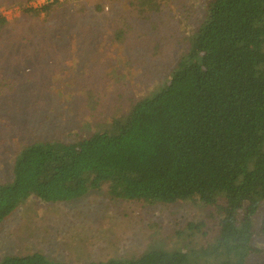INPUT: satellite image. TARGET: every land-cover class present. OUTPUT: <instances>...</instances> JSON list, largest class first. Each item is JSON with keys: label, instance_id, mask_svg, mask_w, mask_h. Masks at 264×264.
<instances>
[{"label": "trees", "instance_id": "obj_1", "mask_svg": "<svg viewBox=\"0 0 264 264\" xmlns=\"http://www.w3.org/2000/svg\"><path fill=\"white\" fill-rule=\"evenodd\" d=\"M29 1L0 0V8L19 7L14 19H38L46 32L78 33L77 44L61 34L52 38L67 43L66 58L84 66L104 40L115 44L131 35L125 2L139 13L162 14L173 0H96L98 16L86 15L92 0H47L37 8L28 7ZM105 1L111 5L108 12ZM197 1L199 9L205 7L203 17L194 28L190 14L180 10L186 33L180 43L189 44L175 52L149 96L116 90L119 97L125 93L123 107L82 122L83 134L71 129L66 138H38L20 147L10 163L11 180L0 184V223L31 199L67 203L107 186L111 196L151 206L192 200L208 210L210 224L190 221L176 238L166 237L164 246L152 240L135 259L89 264H263L264 0ZM176 2L182 6V0ZM73 7L84 15L82 25H51ZM12 23L1 10L0 38ZM159 26L155 22L153 29ZM95 31L104 34L93 42L88 37ZM131 47L126 64L138 55L137 71L154 79V72L147 73L154 60L144 65L142 49L132 52ZM85 96L87 107L96 110L101 102L96 93L88 89ZM0 264L68 263L33 252L5 256Z\"/></svg>", "mask_w": 264, "mask_h": 264}, {"label": "rangeland", "instance_id": "obj_2", "mask_svg": "<svg viewBox=\"0 0 264 264\" xmlns=\"http://www.w3.org/2000/svg\"><path fill=\"white\" fill-rule=\"evenodd\" d=\"M92 1L86 15L98 16L94 9L97 1ZM173 1L167 3L166 12L162 14L139 13L125 2V22L131 27V35L128 33L115 44H111L110 39L104 40L98 48L101 51L84 66L76 64L78 59L66 58L67 43L61 44L52 38L54 34H61L77 44L78 33L68 37L70 32L65 28L55 33L46 32L42 26L38 27V19H14L18 12L0 8L13 22L0 38V84L3 85L0 86V184L11 180L10 163L28 141L66 138L64 134H69L71 129L83 134L82 122L96 114H113L123 107L127 100L125 93L119 97L116 90L129 88L142 97L152 93L151 89L159 85L156 79L176 58L175 52H184L189 44V41L184 46L180 43L181 37L186 36L181 30L180 10L183 8L190 14L194 28L205 10V7L198 8L197 0H182L181 7ZM105 5L108 12L111 5L108 1ZM76 9L71 8L69 15H61L51 25H82L84 15ZM155 22L160 24L158 31L153 29ZM95 33L88 37L93 42L104 34ZM130 44L132 52L142 49L144 65L154 60L155 64L147 67L151 71H146L154 72V79L137 71L138 55L132 58L130 66L126 64ZM33 46L39 50L32 52ZM85 58L88 56H83ZM88 89L101 100L94 111L86 104ZM58 100L63 108L59 107ZM60 109V115L52 112ZM207 212L192 200L151 206L143 201L116 198L110 195L107 186L67 203H41L34 198L0 223V261L8 255L33 252L68 264L102 263L126 256L135 259L152 240L156 246H164L166 237L176 238L177 230L190 221L204 220L210 224ZM213 235L211 231L208 239ZM199 237L204 243V236ZM174 246L180 251L186 249L184 245Z\"/></svg>", "mask_w": 264, "mask_h": 264}, {"label": "built area", "instance_id": "obj_3", "mask_svg": "<svg viewBox=\"0 0 264 264\" xmlns=\"http://www.w3.org/2000/svg\"><path fill=\"white\" fill-rule=\"evenodd\" d=\"M47 0H31L29 1L27 4L28 7H34V8H37L39 6H41L42 4L46 3ZM22 9H24L22 7ZM3 11V10H2ZM11 12H18L19 11V7L15 8V9H11L10 10ZM4 13V12H3ZM19 13V12H18ZM4 15H6V13H4ZM8 15V14H7ZM8 18V16H7ZM9 19V18H8Z\"/></svg>", "mask_w": 264, "mask_h": 264}]
</instances>
